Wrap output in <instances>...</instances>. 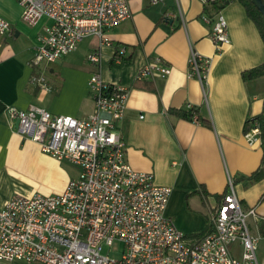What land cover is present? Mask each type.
<instances>
[{
    "label": "crops",
    "instance_id": "crops-1",
    "mask_svg": "<svg viewBox=\"0 0 264 264\" xmlns=\"http://www.w3.org/2000/svg\"><path fill=\"white\" fill-rule=\"evenodd\" d=\"M205 7L200 0H161L155 5L131 0V18L107 34L112 46H100L98 38L89 37L69 55L35 69L37 36L51 23L41 19L28 27L16 2L0 0V18L10 24V32L0 36V209L15 194L30 196L37 190L59 194L71 180L63 162L43 154L36 143L17 132L6 110L33 106L84 120L94 112L88 81L98 74L104 82L127 90L118 131L129 166L152 173L156 185L171 188L165 215L188 240L199 241L197 237L210 227V215L217 198L226 192L228 178L234 183L252 175L264 154L261 143L250 146L244 137L246 122L263 116L264 77L242 79V73L264 64L260 33L243 6L230 2L219 12L230 45L216 54L209 40L211 25L203 20ZM179 10L184 25L173 18ZM119 48H124V57L116 55ZM191 49L211 61L203 84L188 78ZM93 53L99 58L97 65L88 61ZM155 59L170 66V75L137 81L139 70ZM192 109L198 110L201 121L167 113ZM234 189L242 209L255 210L248 228L259 238L257 259L262 263L264 177L250 186L235 183ZM230 251L241 257L239 245H232Z\"/></svg>",
    "mask_w": 264,
    "mask_h": 264
},
{
    "label": "built area",
    "instance_id": "built-area-1",
    "mask_svg": "<svg viewBox=\"0 0 264 264\" xmlns=\"http://www.w3.org/2000/svg\"><path fill=\"white\" fill-rule=\"evenodd\" d=\"M22 9L21 20L35 26L51 24L37 36L32 67L55 63L74 52L86 38L96 37L110 47L108 32L131 18V0H11ZM161 0H149L155 5ZM216 0H200L207 6ZM184 25L181 11L174 16ZM211 25L209 40L216 54L230 45L225 19L217 13L204 17ZM10 24L0 18V36ZM125 56L124 48L116 50ZM88 61L97 65V54ZM211 61L190 50L188 78L203 84ZM171 68L155 59L136 74L137 81L165 79ZM41 83V82H40ZM94 112L84 120L52 115L40 108L6 110L17 132L36 143L58 162L79 169L59 194L14 195L0 209V262L25 264H264L257 259L259 238L251 235L248 219L254 209L243 210L232 178L210 215V234L188 240L165 215L171 188L158 186L152 173L133 170L126 159V144L118 131L127 90L104 82L98 74L88 81ZM196 120V119H194ZM245 133L250 146L261 143V126L252 121ZM115 255H103L104 249ZM239 245L241 257L230 247Z\"/></svg>",
    "mask_w": 264,
    "mask_h": 264
},
{
    "label": "trees",
    "instance_id": "trees-1",
    "mask_svg": "<svg viewBox=\"0 0 264 264\" xmlns=\"http://www.w3.org/2000/svg\"><path fill=\"white\" fill-rule=\"evenodd\" d=\"M237 1L239 2L243 8L246 11V14L248 16V18L255 24V26L257 27L261 39L264 43V19L262 17V15L259 13V11L255 8V6L252 4V2L250 0H216L213 3H210L209 5H207L204 9V13L206 14V16L208 18H212L214 15H216L217 13H219L222 9H224L230 2H234ZM263 5H264V0H261ZM259 77H264V64L253 68L249 71H246L244 73H242V79L243 81H249L252 79H256ZM168 115L170 116H177L183 119H187V120H192L194 117H196L197 121H201L199 116H198V110L192 109L190 112L185 113V112H174L169 110ZM252 121H256L260 124L261 126V135H262V146L264 149V127H263V116L258 117V118H252L250 120H248L246 122L245 125V129L244 131H248L250 128V123ZM264 177V154H263V159H262V164L261 167L254 172L252 175L248 176V177H240L238 178V180L234 181V185L235 183H239V182H245L246 186H250L254 183H257L258 181H260L262 178ZM218 200L220 199L219 197L217 198ZM211 232V228L209 227L208 230L200 235L199 237H197V240H201L202 238H204L205 236H207L208 234H210Z\"/></svg>",
    "mask_w": 264,
    "mask_h": 264
},
{
    "label": "rangeland",
    "instance_id": "rangeland-1",
    "mask_svg": "<svg viewBox=\"0 0 264 264\" xmlns=\"http://www.w3.org/2000/svg\"><path fill=\"white\" fill-rule=\"evenodd\" d=\"M62 167L64 169V171H66V173L70 176L71 179H77L78 176H79V171L77 169V167L73 166L72 164L70 163H67V162H63L62 163ZM43 187L46 188V185L45 183L43 182ZM43 194V192H41L40 190H37L36 192H34L33 194ZM31 194V195H33ZM15 195H20V196H26V195H22V194H15ZM120 250V246L119 244H116L113 248V250H108V249H104L102 254L105 255V254H109V256H112V255H115L117 253V251Z\"/></svg>",
    "mask_w": 264,
    "mask_h": 264
},
{
    "label": "water",
    "instance_id": "water-1",
    "mask_svg": "<svg viewBox=\"0 0 264 264\" xmlns=\"http://www.w3.org/2000/svg\"><path fill=\"white\" fill-rule=\"evenodd\" d=\"M255 8L259 11L264 19V5L261 0H250ZM263 127H264V113H263Z\"/></svg>",
    "mask_w": 264,
    "mask_h": 264
}]
</instances>
